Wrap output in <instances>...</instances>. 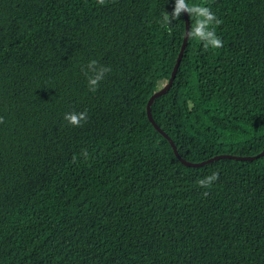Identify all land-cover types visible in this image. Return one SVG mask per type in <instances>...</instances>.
<instances>
[{
	"label": "trees",
	"instance_id": "trees-1",
	"mask_svg": "<svg viewBox=\"0 0 264 264\" xmlns=\"http://www.w3.org/2000/svg\"><path fill=\"white\" fill-rule=\"evenodd\" d=\"M188 3L222 21L223 47L189 38L154 118L189 160L258 153L264 0ZM174 7L0 0V264H264V155L187 165L148 116L185 36ZM92 60L111 69L95 92Z\"/></svg>",
	"mask_w": 264,
	"mask_h": 264
},
{
	"label": "clouds",
	"instance_id": "clouds-1",
	"mask_svg": "<svg viewBox=\"0 0 264 264\" xmlns=\"http://www.w3.org/2000/svg\"><path fill=\"white\" fill-rule=\"evenodd\" d=\"M97 2L100 5L105 4V0H97ZM183 12L189 13L194 21L191 31L186 34L190 39L203 42L205 48L211 47L213 49H219L223 47L222 39L216 35V32L212 27L214 24L219 25L222 21L219 20L210 7L205 6L204 3L190 5L188 0H175L174 11L172 13L166 11L162 13L164 23L170 24L173 19H179ZM109 71H111L110 67L99 65L96 60L90 61L87 65V73H91V75H88L89 90L95 92L100 81L104 79L106 73ZM87 118L86 111H73L66 113L64 116V119L75 127H80L81 122H86ZM3 123L4 118L0 117V124ZM81 155L86 158L88 156L87 150H83ZM75 160L76 156L73 157V162H75ZM218 179L219 172L213 171L210 175L199 179L197 183L201 188L210 189ZM208 194L207 191L203 193L204 196H207Z\"/></svg>",
	"mask_w": 264,
	"mask_h": 264
},
{
	"label": "water",
	"instance_id": "water-1",
	"mask_svg": "<svg viewBox=\"0 0 264 264\" xmlns=\"http://www.w3.org/2000/svg\"><path fill=\"white\" fill-rule=\"evenodd\" d=\"M184 14H185V17H186L185 36H184V40H183L181 49L179 51L176 63L174 65V67H173L172 73H171L169 79L167 80V82L163 85V87L160 88L159 90H157L156 92H154L151 95V97L149 98V101L147 103V112H148V116H149L151 122L154 124V126L162 134H164L169 139V141L171 142V144H172V146L174 148L175 154L187 165H193V166L203 165V164L209 163V162H211L213 160L219 159L221 157H232V158H235V159H254V158H257V157H260V156L264 155V149H262L260 152L252 154V155H241V154H234V153H220V154H217V155H215V156H213V157H211L209 159H205V160H202V161H192V160H189V159H187L186 157H184L182 155V153L180 152L179 148L177 147V144L175 143V141L171 137V135L167 131H165L158 124V122L155 120L154 115H153L152 105H153L154 101L156 100V98L158 96L164 94L172 86V84L174 82V79H175V77L177 75V71H178V69L180 67L181 61L183 59V56H184V53H185V50H186V46L188 44L189 37L186 34L191 31V20H190V14L189 13L184 12Z\"/></svg>",
	"mask_w": 264,
	"mask_h": 264
}]
</instances>
